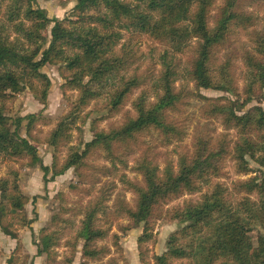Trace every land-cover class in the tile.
Listing matches in <instances>:
<instances>
[{
  "label": "trees",
  "instance_id": "16d2710c",
  "mask_svg": "<svg viewBox=\"0 0 264 264\" xmlns=\"http://www.w3.org/2000/svg\"><path fill=\"white\" fill-rule=\"evenodd\" d=\"M216 1L76 0L73 19L58 20L49 19L43 9L34 7L35 0H0V154L7 159L26 157L30 164L38 162L35 147L18 133L23 120H28L29 132L35 116L10 119L4 112L6 102L25 89L46 103L50 82L40 71L44 65H57L65 80L63 89L77 91L70 109L47 137L46 143L53 149L69 141L72 126L92 100L106 96L105 107H109L111 116L134 89L144 84L141 76L129 70V51L116 49L120 30L145 35L161 44L159 71L147 83L151 95L139 94L131 103L133 117L96 132L82 149L68 147L59 166L54 155L52 176L75 167L79 183L94 187L110 171L104 164L88 163L93 155L102 154V160L116 171L123 164L120 149L129 150L142 134L152 130L165 143L180 140L183 128L170 114L191 96L203 101L202 117L219 121L224 130L213 138L215 130L205 125L196 127L191 151L178 155L176 167L168 162L159 169L148 155L140 156L134 169L141 176V184L122 181L136 196L132 207L117 198L108 208L105 191L97 187L101 197L86 209L68 241L71 251L82 242L84 263L107 253L108 249L97 243L107 237L114 222L125 218L129 224L119 226L121 232L143 226L137 239L138 257L140 264H148L140 246L151 238L149 220L163 205L183 195L200 193L206 185L208 191L196 201H184L166 211L167 218L181 226L167 239L165 250L153 254V264H264V235L259 234L255 242L250 237L253 227L264 229V174L233 182L231 188L212 183L220 177L227 157L238 174L250 172L249 161L264 168V109L253 106L241 112L256 90L264 94V14L257 28V17L247 8L255 0H222L211 16ZM50 23L53 25L45 48L42 33ZM238 32L249 36L252 44L251 50L245 49L241 56L246 82L243 101L231 73L235 55L220 54ZM181 57H185L184 62ZM182 79L196 90L209 89L230 97L193 95L176 86ZM34 83L40 84L39 88ZM79 119L84 122L83 116ZM230 130L232 137L228 135ZM41 169L44 175L49 171L45 166ZM240 193L254 195L255 199L235 201ZM21 194L15 173L0 178V230L5 233L10 227L30 223L22 214L27 199ZM58 218H51L53 227L58 225ZM38 236L36 256L45 254L47 261L54 260L58 233L42 228ZM16 254L10 255L6 264H17ZM66 262L70 264V259Z\"/></svg>",
  "mask_w": 264,
  "mask_h": 264
},
{
  "label": "rangeland",
  "instance_id": "374dc122",
  "mask_svg": "<svg viewBox=\"0 0 264 264\" xmlns=\"http://www.w3.org/2000/svg\"><path fill=\"white\" fill-rule=\"evenodd\" d=\"M222 0H217L211 16L217 7L221 5ZM76 5V0H35L34 7L43 9L49 19L62 20L71 18L72 11ZM247 7L257 17V23L260 28L262 16L264 14V0H255L250 2ZM53 23H50L43 35L46 37L45 48L50 40V30ZM120 39L116 44V49H120L121 53L129 51L131 58L130 72L141 76L144 84L134 89L121 108L111 116L109 107H105L107 103L106 96L92 100L89 105L80 112L79 118L83 116L84 122L78 118L70 131V139L66 144H61L57 149H53L46 143L49 133L55 126L57 121L67 113L77 96L76 90L63 89L65 80L57 65L46 64L41 68V72L46 75L50 85L47 92L46 103L43 104L40 99L35 96L29 89L16 94L12 99L6 102L5 115L12 119L15 117H25L34 115L35 121L29 132H27L28 120H23L18 133L21 137H25L31 145L36 149L38 162L30 164L28 158L10 160L6 156L0 154V178H5L10 172L17 175V186L19 191L27 201L23 207L22 214L30 223L24 227H10L5 233L0 230V264H6L10 255L16 253L17 264H68L66 261L70 259V264H140L138 257L137 239L142 234L143 226L121 232L118 227L128 225V220L122 218L114 222L108 229L107 237L98 242V247L107 248L108 251L98 260L87 259L85 263L81 257V243H78L74 250L71 251L68 243L72 240L75 229L79 226L84 216V212L102 194L96 192L97 187L102 189L106 197L105 204L108 208H112L117 198L128 203L129 206L134 205L135 194L127 187L126 182L141 184V176L135 171L136 160L142 155H148L159 169L170 162L176 167L178 155L191 151L193 134L196 127L202 125L209 129L215 130L213 138H218L220 133H224L223 127L217 120H206L201 115V107L203 101L196 96H191L183 101L176 112L170 114V117L176 121L179 127L183 128V134L180 140H173L165 143L161 136L155 131H149L139 137L138 143L131 145L129 150L120 149L123 164L112 171L109 163L102 160V154H95L88 158V163L95 165L104 164L109 173L101 177L100 183L91 186H84L79 183L76 174L77 168L72 167L65 170L62 174L52 176L51 165L54 155L57 156V165L59 166L66 156L67 149L70 146H79L81 149L84 144L92 140L96 132L107 130L110 127L117 126L123 122L126 117L135 115L131 103L135 98L143 93L150 96L149 80L151 75H155L159 71L158 59L162 53L161 44L153 41L145 35L139 33L127 32L120 30ZM12 35L10 39H12ZM252 47L250 37L238 32L231 37L226 49L220 52L221 55L232 53L231 73L234 78L236 91L240 100L243 101L245 89L244 67L242 65L241 56L244 50L250 51ZM190 55V53H188ZM181 61H185V57H181ZM131 75V74H130ZM187 83V84H185ZM39 88L38 83H34ZM177 87H184L185 90L200 94L205 97L215 98L221 97L228 99L230 96L223 92L213 91L209 89L196 90L194 85L186 80H179ZM256 90L251 100L244 106L241 112L260 106L264 109V94ZM234 100V97L230 98ZM11 131L13 126L10 127ZM228 135L232 137L233 131H228ZM220 177L212 181L219 183L224 187L231 188L233 182H242L254 177H260L264 174V168L256 163L249 161L250 172L247 174H238L234 168V163L227 157L224 161ZM41 166L49 169L44 175ZM44 179L46 181H44ZM72 186L77 187L74 191ZM202 191L191 195H183L168 204L159 208L154 217L149 220V231L151 238L149 241L141 245L144 260L148 264H153V254H161L166 248L167 239L175 233L181 224L176 220L168 219L166 211L181 205L184 201H196L203 192L208 191V186L202 185ZM238 196V197H237ZM235 197V201H241L244 198L250 200L255 199L254 195L245 197L246 194L240 193ZM58 216V225H51V218ZM42 228L56 230L58 233V245L55 247V259L47 261L46 255L36 256V245L38 235ZM259 234L264 235V229L255 226L250 232V237L255 242ZM116 235V239L112 238ZM69 241V242H68ZM116 242V244H114ZM104 250V249H103Z\"/></svg>",
  "mask_w": 264,
  "mask_h": 264
}]
</instances>
